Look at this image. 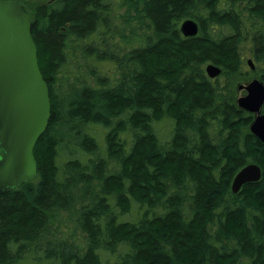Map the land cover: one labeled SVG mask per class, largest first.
<instances>
[{
	"label": "trees",
	"instance_id": "16d2710c",
	"mask_svg": "<svg viewBox=\"0 0 264 264\" xmlns=\"http://www.w3.org/2000/svg\"><path fill=\"white\" fill-rule=\"evenodd\" d=\"M24 1L52 115L37 177L0 194V264H264V144L236 86L264 81V0Z\"/></svg>",
	"mask_w": 264,
	"mask_h": 264
},
{
	"label": "water",
	"instance_id": "95a60500",
	"mask_svg": "<svg viewBox=\"0 0 264 264\" xmlns=\"http://www.w3.org/2000/svg\"><path fill=\"white\" fill-rule=\"evenodd\" d=\"M25 6L24 0H0V194L37 177L34 149L52 115L49 86L32 34L37 16ZM180 30L185 37H195L200 25L188 18L181 22ZM248 64L255 68L252 58ZM205 70L212 79L222 73L214 63ZM238 88L244 93L237 103L254 115L250 130L264 143V81L256 77ZM261 177V167L250 163L237 173L232 190L238 192Z\"/></svg>",
	"mask_w": 264,
	"mask_h": 264
},
{
	"label": "rangeland",
	"instance_id": "374dc122",
	"mask_svg": "<svg viewBox=\"0 0 264 264\" xmlns=\"http://www.w3.org/2000/svg\"><path fill=\"white\" fill-rule=\"evenodd\" d=\"M43 1H48V0H32L30 3H31V5H35L37 2H43ZM30 5V6H31ZM30 6H29V8H30ZM30 9H32V8H30ZM101 65H105V67H107L109 64L108 63H106V62H103ZM255 75H251L248 79L250 80V79H252L253 77H254ZM244 82H246V80L244 81ZM244 82H238L237 83V91H238V94H237V96L239 97L240 95H242L243 93H244V90H239V85L240 84H243ZM101 138V137H100ZM99 141H101V142H104V140H103V138L102 139H99ZM61 226V228H65V224L63 225V223L62 224H60ZM43 256V255H42ZM44 257V256H43ZM45 258V257H44ZM24 264H52L49 260H47L46 259V261H39V260H37L36 262L35 261H33V260H30V261H27V262H25Z\"/></svg>",
	"mask_w": 264,
	"mask_h": 264
},
{
	"label": "flooded vegetation",
	"instance_id": "af4514ba",
	"mask_svg": "<svg viewBox=\"0 0 264 264\" xmlns=\"http://www.w3.org/2000/svg\"><path fill=\"white\" fill-rule=\"evenodd\" d=\"M255 69V68H254ZM254 69H252V70H254ZM257 76H254L252 79H254V78H256ZM259 78V77H258ZM252 79H250V80H252ZM249 79H247L246 80V82H244V83H247L248 81H250ZM252 114V113H251ZM252 116H253V120H254V115L252 114ZM250 132H251V130H250ZM252 133V132H251ZM253 134V133H252ZM254 135V134H253ZM255 136V135H254ZM256 137V136H255ZM258 140H260L258 137H256ZM261 141V140H260ZM262 142V141H261ZM263 143V142H262ZM264 144V143H263ZM250 163H256V162H249V163H247L245 166H247L248 164H250ZM256 164H258V163H256ZM259 165V164H258ZM245 166H243L242 168H244ZM260 166V165H259ZM261 167V166H260ZM241 168V169H242ZM240 169V170H241ZM262 169V168H261ZM239 170V171H240ZM238 171V172H239ZM237 172V173H238ZM237 173L235 174V176H234V178L236 177V175H237ZM262 174H263V172H262ZM234 178H233V180H232V183H231V190H232V184H233V181H234ZM261 180V179H260ZM259 180V181H260ZM259 181H256V182H259ZM256 182H249V183H246V184H244L242 187H241V189L238 191V192H234L233 190H232V192L234 193V194H238V193H240L241 191H242V189H243V187L245 186V185H247V184H252V183H256Z\"/></svg>",
	"mask_w": 264,
	"mask_h": 264
}]
</instances>
